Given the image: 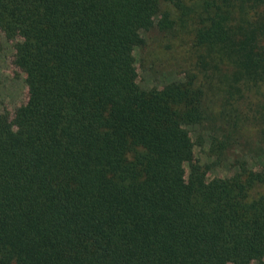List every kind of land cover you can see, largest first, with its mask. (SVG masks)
I'll use <instances>...</instances> for the list:
<instances>
[{"label":"trees","instance_id":"16d2710c","mask_svg":"<svg viewBox=\"0 0 264 264\" xmlns=\"http://www.w3.org/2000/svg\"><path fill=\"white\" fill-rule=\"evenodd\" d=\"M154 29L185 64L145 87ZM0 31L29 89L0 109V264H264V0H0ZM248 131L260 161L211 175Z\"/></svg>","mask_w":264,"mask_h":264},{"label":"rangeland","instance_id":"374dc122","mask_svg":"<svg viewBox=\"0 0 264 264\" xmlns=\"http://www.w3.org/2000/svg\"><path fill=\"white\" fill-rule=\"evenodd\" d=\"M147 36V42L140 49H137V67L140 84L145 87L162 86L167 81L182 76L179 73L181 66L185 64V60L181 59V49L174 46V39L163 35L157 29L150 31ZM173 39V40H172ZM14 44L15 40H9L5 34L0 31V109L7 110L11 117L15 115L17 108L22 105L28 97L29 89L25 80L24 71L14 63ZM173 44V48L169 49L168 45ZM181 72V71H180ZM221 122L213 131L208 123L201 125L192 131L194 139L199 135L204 141V145H196L195 152L202 161L212 160L206 152L210 134L216 132L221 135L219 128ZM244 134H247L245 136ZM250 132L243 135L236 132L230 140V147L222 160L219 168H213L211 175H226L233 170L232 160L241 158H251L257 162L253 148H255L253 140L249 137ZM210 158V159H209ZM264 160V154L262 155ZM188 172V166H186Z\"/></svg>","mask_w":264,"mask_h":264}]
</instances>
